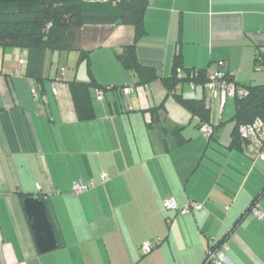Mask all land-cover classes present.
Masks as SVG:
<instances>
[{"label":"crops","instance_id":"obj_1","mask_svg":"<svg viewBox=\"0 0 264 264\" xmlns=\"http://www.w3.org/2000/svg\"><path fill=\"white\" fill-rule=\"evenodd\" d=\"M143 25L136 41L130 26L113 27L101 43L87 36L88 60L47 51L41 81L26 75L27 49L0 46L6 264H212L207 251L218 242L233 264H264V218L250 212L255 203L264 215V160L232 144L235 97L220 108L203 85L176 87L209 108L217 129L207 139L161 81L177 59L184 69L229 73L240 86L263 85L254 57L264 55V0H147ZM132 44L157 77L149 84L117 58ZM76 181L85 191L74 193ZM24 198L44 203L53 251H37ZM166 198L199 209L167 211ZM144 243L154 245L146 255Z\"/></svg>","mask_w":264,"mask_h":264},{"label":"trees","instance_id":"obj_2","mask_svg":"<svg viewBox=\"0 0 264 264\" xmlns=\"http://www.w3.org/2000/svg\"><path fill=\"white\" fill-rule=\"evenodd\" d=\"M146 6L147 0L95 2L84 0H0V46L27 49L26 75L36 81H41L44 57L47 51L52 53L76 51L80 60H88L90 51L84 47L86 37L94 34L99 37V43H101L115 26L132 27L135 32V41L140 39L146 32L143 25ZM135 51V44L125 46L117 58L125 70L135 73L138 77V84H149L157 77L151 68L144 67L138 62ZM263 57L264 55L259 52L255 53V68L257 65L264 68ZM217 73L221 74L227 83L243 88L247 92L245 96H235L233 117L235 127L231 134L232 144L243 145L244 148L245 144L239 136V127L251 124L255 120H261L264 123V84L240 86L229 73ZM211 76L207 75L204 70L184 69L176 59L173 73L169 77L161 79L167 93L171 94L176 102L196 119L195 127L200 133L205 125L211 128L212 134L207 139L213 137L217 127H213L211 124V113L203 99H185L176 95L174 91L178 85L184 83H190L193 88L196 85L205 87ZM75 84L72 83L70 86L74 87ZM190 203L194 204L196 208H190L187 213L193 209H199L197 203ZM254 205L257 204L253 203L250 206V212ZM219 245L218 242L209 246L206 257L208 258L209 251ZM152 246L154 248V245Z\"/></svg>","mask_w":264,"mask_h":264},{"label":"built area","instance_id":"obj_3","mask_svg":"<svg viewBox=\"0 0 264 264\" xmlns=\"http://www.w3.org/2000/svg\"><path fill=\"white\" fill-rule=\"evenodd\" d=\"M89 2H95V1H107V0H84ZM113 1V0H112ZM114 1H120V0H114ZM264 60V57L263 59ZM256 71L261 70V66H256ZM178 73L180 74V71L178 70ZM190 87L193 88L192 85ZM206 89L209 90L211 96L213 98H219L220 100V108L224 105V101L227 97H235L236 95L239 96H245L247 94L246 90L243 88H238L233 86L232 84L227 83L225 80H223L221 74H213L209 82L206 84ZM126 92H130L131 89H125ZM103 97L102 91L98 92V99L101 100ZM201 133L206 137L209 138L212 134V130L208 126H203L201 129ZM239 136L242 139V141H246L247 144L244 146V152L245 154L252 158V159H261L264 160V155L259 153V148L262 145V140L264 138V123L261 120H255L253 123L244 125L239 127ZM100 179L103 183L108 181V177L106 174H101ZM74 193H81L85 191L86 186L83 185L80 181H76L74 183ZM164 208L167 211H173V212H179L181 214H185L189 211L190 208H196L194 204L188 203L186 204L182 209L178 207L175 200L173 198H167L163 202ZM252 216L256 219H263L264 215L259 210L257 205H254L251 208ZM2 234L0 231V264H6L3 258V251H2ZM212 244V243H211ZM153 246L149 243H144L141 245V251L142 254L146 255L152 250ZM228 249V246L226 244H222L208 253L207 262H211L212 264H233V262L230 260L228 255L226 254V250Z\"/></svg>","mask_w":264,"mask_h":264},{"label":"water","instance_id":"obj_4","mask_svg":"<svg viewBox=\"0 0 264 264\" xmlns=\"http://www.w3.org/2000/svg\"><path fill=\"white\" fill-rule=\"evenodd\" d=\"M243 142L247 144L246 141ZM22 203L37 251L45 254L56 249V241L42 200L25 198Z\"/></svg>","mask_w":264,"mask_h":264},{"label":"rangeland","instance_id":"obj_5","mask_svg":"<svg viewBox=\"0 0 264 264\" xmlns=\"http://www.w3.org/2000/svg\"><path fill=\"white\" fill-rule=\"evenodd\" d=\"M262 73H264V70H262ZM228 99H231V98H228Z\"/></svg>","mask_w":264,"mask_h":264}]
</instances>
